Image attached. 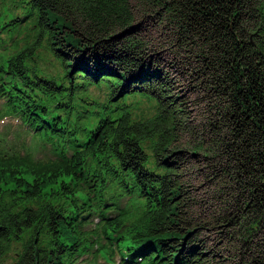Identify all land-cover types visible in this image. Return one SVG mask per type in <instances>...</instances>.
I'll return each instance as SVG.
<instances>
[{"label": "trees", "instance_id": "trees-1", "mask_svg": "<svg viewBox=\"0 0 264 264\" xmlns=\"http://www.w3.org/2000/svg\"><path fill=\"white\" fill-rule=\"evenodd\" d=\"M141 29L198 59L204 96ZM0 102L43 155L0 135V263L264 264V0H0Z\"/></svg>", "mask_w": 264, "mask_h": 264}, {"label": "rangeland", "instance_id": "rangeland-1", "mask_svg": "<svg viewBox=\"0 0 264 264\" xmlns=\"http://www.w3.org/2000/svg\"><path fill=\"white\" fill-rule=\"evenodd\" d=\"M146 21H149L148 19H145ZM146 27L150 30L152 29V26L148 23H145ZM139 35L143 37L147 36H158V32H153L149 34V32L145 29V35L142 33V29L139 31ZM162 36V37H160ZM155 40H157V43H154V45L161 43L153 52V58L154 60L161 66L165 74L168 76L169 79L173 80L175 84H177L180 89L182 90V94L186 96L191 101L194 98L202 97L206 94V92L203 91V85L200 84V78L195 79L197 74L195 71L197 70L198 66V59L194 57V55H190L189 53H184L182 51H175L172 48L167 47V44H163V40L166 39L165 36L160 35ZM49 65L53 67V64L49 62ZM51 67H49L51 70ZM195 79V80H194ZM194 87V88H192ZM192 88V89H191ZM95 89H91L90 92H94V95H98L99 93H96L97 91H94ZM146 103H142L140 105V108L142 109ZM206 107H199L195 108L194 115L198 118V121L200 123V118L204 112H206ZM141 111V110H140ZM205 116H207L205 114ZM197 121V122H198ZM1 122V121H0ZM6 127L11 128L12 130L16 131L20 128L18 127L16 129L15 122L11 121L10 119H5L4 123H0V131H3ZM16 129V130H15ZM25 138L26 135H23ZM201 164H199L197 167L200 168ZM200 176L201 178H198L199 184L197 185V191L196 194H199L203 197V192L208 191L209 194H212V190L214 185L209 184V180L211 176L207 174L206 172H203L202 169H200ZM208 182V183H207ZM202 185L203 188H202ZM199 186V187H198ZM217 232H220V230H211L207 233H205L202 238L205 240L206 246L208 248H213L214 250H223L224 244H217L219 243L220 239L222 238L221 235L217 234ZM258 239H263V234H260V237ZM260 243H262V240H259ZM261 245V244H259ZM14 254L11 253L9 256H7L0 264H9L13 260Z\"/></svg>", "mask_w": 264, "mask_h": 264}]
</instances>
